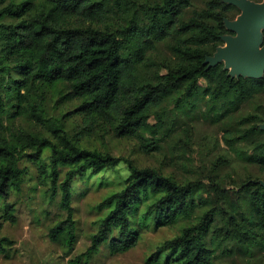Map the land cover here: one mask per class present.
Masks as SVG:
<instances>
[{
	"label": "trees",
	"instance_id": "trees-1",
	"mask_svg": "<svg viewBox=\"0 0 264 264\" xmlns=\"http://www.w3.org/2000/svg\"><path fill=\"white\" fill-rule=\"evenodd\" d=\"M240 14L227 0H0L2 220L16 223L9 200L31 180L32 164L43 196L59 199L62 214L48 237L71 255L78 241L74 182L111 171L118 190L95 206L102 213L97 231L72 262L90 264L103 246L125 254L162 227L179 232L146 264H216L223 242L246 253L264 248V185L243 184L235 205L220 184L182 183L77 142L110 133L138 140L146 154L160 152L181 115L205 108L204 116L220 124L250 103L255 110L238 128H225L223 139L230 148L246 144L245 160L264 170V74L233 77L223 62H206L223 37L234 35L226 20ZM218 217L224 237L215 229ZM2 229L0 222V257L13 246Z\"/></svg>",
	"mask_w": 264,
	"mask_h": 264
},
{
	"label": "rangeland",
	"instance_id": "rangeland-1",
	"mask_svg": "<svg viewBox=\"0 0 264 264\" xmlns=\"http://www.w3.org/2000/svg\"><path fill=\"white\" fill-rule=\"evenodd\" d=\"M247 1L257 3L253 0ZM261 3H264V0ZM239 17L234 21H237ZM236 36V34L227 35V37ZM228 48L227 42L220 47V49ZM223 63L226 65V60ZM228 69L233 71L234 66H229ZM255 107L256 104H244L241 110L220 124L204 116L205 108L198 112L193 111L189 116L181 115L177 120L180 124L177 125L176 136L173 140L166 143L160 152L151 154H146L141 150L138 140L116 138L110 133L82 136L77 142L84 148L111 153L115 157L132 159L135 164L143 168L160 169L182 183L200 181L205 184H220L229 191L231 202L236 205L241 202L240 197H244L241 191L243 184L258 182L264 185V170L245 160L243 153L248 151L246 144L235 148L227 146L223 139V130L229 127L238 128L237 121L242 116L253 112ZM48 108L53 113L51 106ZM79 122L80 119L73 122L70 127H74ZM48 155L49 152L46 151L45 156ZM27 166L32 171L31 180L26 183L19 195L13 193L9 200L15 205L17 220L15 224L2 220L3 201L0 200L2 235L13 241L8 255L0 257V264H77L72 260L88 249L91 235L97 231L98 220L102 216L95 206L118 190L115 183L117 177L110 171L92 178L90 176L83 179L78 178L74 182L73 205L78 222V241L74 252L66 255L48 237L54 220L62 214L58 207L59 199L53 202L43 196V188L37 183L34 166L30 163H27ZM118 171L125 174L126 170L121 167ZM225 207L227 211H231L229 205ZM243 213H246V206L240 209L239 217ZM215 229H218L220 236L223 237L228 230L225 222L219 217ZM178 232V227L150 230L143 234V239L138 246L120 255H112L108 246H103L101 252L93 257L90 264H146L147 256L155 251L158 245L173 238ZM216 264H264V248L253 247L246 253L236 243L223 242L217 253Z\"/></svg>",
	"mask_w": 264,
	"mask_h": 264
},
{
	"label": "water",
	"instance_id": "water-1",
	"mask_svg": "<svg viewBox=\"0 0 264 264\" xmlns=\"http://www.w3.org/2000/svg\"><path fill=\"white\" fill-rule=\"evenodd\" d=\"M227 2L241 11L237 21L226 20L227 28L237 36L223 37L229 48H219L206 62L211 67L226 60L225 70L234 66L231 76L260 78L264 74V3L255 4L247 0ZM261 128L264 130V126Z\"/></svg>",
	"mask_w": 264,
	"mask_h": 264
}]
</instances>
